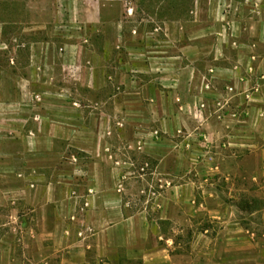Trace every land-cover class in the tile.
<instances>
[{
	"label": "crops",
	"instance_id": "0c3cea01",
	"mask_svg": "<svg viewBox=\"0 0 264 264\" xmlns=\"http://www.w3.org/2000/svg\"><path fill=\"white\" fill-rule=\"evenodd\" d=\"M20 1L0 21V264H264V0L133 26L128 0ZM124 157L189 177L156 226L121 194ZM205 225L175 257V229Z\"/></svg>",
	"mask_w": 264,
	"mask_h": 264
},
{
	"label": "rangeland",
	"instance_id": "374dc122",
	"mask_svg": "<svg viewBox=\"0 0 264 264\" xmlns=\"http://www.w3.org/2000/svg\"><path fill=\"white\" fill-rule=\"evenodd\" d=\"M152 3H154L153 6L150 7L148 5V0H143L144 2V8L135 6V11L133 14H129L130 8L133 9L131 6V0H128L127 6L125 7V13H124V22L126 26H133L136 24H147L146 22H158L159 18H161L162 14H168L171 17H176V8H178L179 0H150ZM12 0H0V21L8 16L10 13H13V7H10ZM18 4H21L20 0H15ZM134 3V2H133ZM141 3V2H140ZM178 3V4H177ZM25 6H27V3H25ZM149 7V11L151 12L148 16L146 13V8ZM172 6V9H171ZM18 7H20L18 5ZM165 7V9H163ZM175 7V8H173ZM22 8V7H21ZM16 17V16H14ZM30 21H43L42 18H34V17H28ZM27 18V19H28ZM15 20H18V18H14ZM143 20L145 22H143ZM152 24V23H151ZM6 50H0V68L5 66V63L7 61V58L4 55V52ZM94 99H101V98H94ZM129 146H126V151H129ZM134 160V159H133ZM155 165V166H154ZM154 165L146 164V161L141 158L138 160V162H132L130 159L124 157V161L122 163V166H124V174L131 173L128 175L129 178H131L132 185L130 184V190L129 192H121L125 202L131 203L130 207L133 209L135 214H139L140 216L143 215V217L146 219V224L150 226V228L155 225V223H159V212L160 209H155V213L153 219L152 217V208L156 207L158 203L163 199V197L166 198V190H173L177 186L181 185L182 183H185L188 181L189 177H163L162 175V166L156 162ZM154 166V167H153ZM153 167V168H152ZM129 180V179H128ZM172 192V191H171ZM255 222L250 221L248 222V225L245 226V230H249L251 233H255L257 235L258 233V225L256 219H254ZM153 223V224H152ZM156 226V225H155ZM148 227V226H147ZM216 229L215 226H202L198 229H188L182 234H179L178 227L175 229V243L178 245L179 250H176L174 253L175 257H179L180 255H185L192 260L194 259V256H192L193 247L197 245V240L195 239V235L201 233L210 234L211 230ZM170 231V227L166 228V232ZM208 231V232H207ZM15 232V231H14ZM172 232V230H171ZM197 232V233H196ZM215 233V231H213ZM247 236V235H246ZM248 237V236H247ZM249 238V237H248ZM245 239V238H244ZM166 239L164 241H160L162 245H166ZM251 244V250L255 251L259 248V242L258 237L255 236L253 239H250ZM173 246V245H172ZM221 246V243L218 245ZM185 253V254H184ZM257 254V252H256Z\"/></svg>",
	"mask_w": 264,
	"mask_h": 264
},
{
	"label": "built area",
	"instance_id": "2783aa9c",
	"mask_svg": "<svg viewBox=\"0 0 264 264\" xmlns=\"http://www.w3.org/2000/svg\"><path fill=\"white\" fill-rule=\"evenodd\" d=\"M207 88H210L209 85H207ZM228 91H229L230 94L235 93V88H234V87H230V88L228 89ZM229 102H230V101H229L228 99L225 100L224 103H221V101H220V102L218 103V106H219L220 110L225 109L226 105H228ZM120 190H121V189H120ZM83 234H84L83 232H80V233H79V236H80V237H83Z\"/></svg>",
	"mask_w": 264,
	"mask_h": 264
},
{
	"label": "trees",
	"instance_id": "16d2710c",
	"mask_svg": "<svg viewBox=\"0 0 264 264\" xmlns=\"http://www.w3.org/2000/svg\"><path fill=\"white\" fill-rule=\"evenodd\" d=\"M255 202V201H254ZM242 209H245V210H249V211H253V205H250V204H247V206H242L241 207Z\"/></svg>",
	"mask_w": 264,
	"mask_h": 264
}]
</instances>
